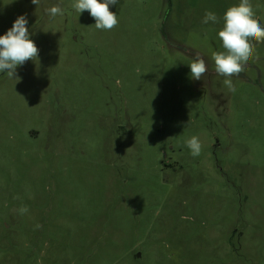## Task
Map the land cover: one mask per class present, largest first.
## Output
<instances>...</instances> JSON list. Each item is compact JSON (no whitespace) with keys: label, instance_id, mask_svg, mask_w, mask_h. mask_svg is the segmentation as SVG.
<instances>
[{"label":"rangeland","instance_id":"rangeland-1","mask_svg":"<svg viewBox=\"0 0 264 264\" xmlns=\"http://www.w3.org/2000/svg\"><path fill=\"white\" fill-rule=\"evenodd\" d=\"M75 2L0 0L39 49L0 73V264H264V43L232 89L212 59L240 0H119L111 30Z\"/></svg>","mask_w":264,"mask_h":264},{"label":"clouds","instance_id":"clouds-1","mask_svg":"<svg viewBox=\"0 0 264 264\" xmlns=\"http://www.w3.org/2000/svg\"><path fill=\"white\" fill-rule=\"evenodd\" d=\"M119 0H76L72 8L81 14L88 11L95 20V27L99 30H111L119 23L117 14L109 10L110 5L118 4ZM37 7L41 0H31ZM45 12L51 18L64 15V10L55 5L46 8ZM220 17L212 11H205L203 24L219 23ZM223 27L218 31L224 51L214 52L212 59L215 72L225 77L224 83L232 89L233 76H239L252 58L256 55V44L264 43V26L255 18V10L250 0H240L238 4L230 6L223 14ZM26 15L18 16L5 34L0 35V73H7L10 78L16 76L18 66L27 61L38 59L39 49L30 38ZM191 77L201 80L208 71L205 60L197 54L188 65ZM193 157L201 153L202 145L198 137L193 136L186 141Z\"/></svg>","mask_w":264,"mask_h":264}]
</instances>
